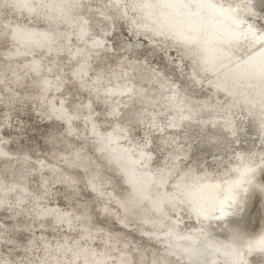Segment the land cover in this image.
<instances>
[{
  "label": "snow or ice",
  "instance_id": "snow-or-ice-1",
  "mask_svg": "<svg viewBox=\"0 0 264 264\" xmlns=\"http://www.w3.org/2000/svg\"><path fill=\"white\" fill-rule=\"evenodd\" d=\"M53 3V19L70 31L53 36L55 29L0 20V75L18 85L0 104L35 103L53 121L42 146L51 159L23 142L16 154L0 149V239L37 243L46 253L40 264H51L49 256L55 264H113L91 242L107 249L114 217L125 228L150 226L148 241L164 244L136 247L133 261L122 254L118 264H264V218L253 217L264 201V0L40 7ZM2 7L41 15L30 0ZM122 22L152 46L124 35ZM22 40L33 56L46 51L17 70ZM158 55L162 70L152 67ZM9 119L0 108V123ZM66 141L70 148L57 147ZM188 148L194 166L181 167ZM185 216L196 224L184 226Z\"/></svg>",
  "mask_w": 264,
  "mask_h": 264
},
{
  "label": "clouds",
  "instance_id": "clouds-1",
  "mask_svg": "<svg viewBox=\"0 0 264 264\" xmlns=\"http://www.w3.org/2000/svg\"><path fill=\"white\" fill-rule=\"evenodd\" d=\"M46 2H49V0H46ZM4 0H0V20L3 19L4 17V10H3V5ZM41 0H30V6L35 7L37 11L41 12L42 10H46L48 13L51 15H55L56 12V6L53 3L51 7L47 8H41L40 7ZM15 10H19L21 12L23 11H28L30 14L34 13L29 11L27 7H20V8H11ZM16 23L17 21L8 19ZM7 22V21H5ZM20 24V23H19ZM20 48L23 49L21 50L22 52L25 53V55H22L19 58V65L14 64L13 67L17 68V70H20V66H22L24 63H27L31 59H35L36 56H33L31 54V50H29L27 44L25 41L20 42ZM31 57V59H29ZM3 70L0 69V72ZM24 84H27V81L23 82ZM0 87L3 88V91H0V98H3L7 96L10 92V90H15L17 89V81L16 77L12 76L11 73H8V79L5 81L3 78V75H0ZM20 93H17V96H19ZM0 108H3L4 114H7L10 119L6 123H0V140L5 141L6 143L0 144V149L6 150L7 146L13 143L19 144L20 141H28L29 135L31 132H35L37 128L40 127L41 123L43 121H48V122H53L50 119H44L41 118V108L38 107L35 103L32 104V107L29 109L27 105H23L17 108L15 104H0ZM10 108H16L17 111L19 112L20 115L14 116V113L10 112ZM14 118H11L13 117ZM22 116H26L29 119H31V123H29L28 119H21ZM53 124V123H52ZM5 133H8L6 135ZM42 139L45 140L46 144V136L42 137ZM59 148V144L57 145ZM59 166H63L62 161H56ZM99 163V161H97ZM16 194H9L10 198ZM0 211H3V208H0ZM40 232L39 230H37ZM50 231V230H47ZM47 231H45L43 234L47 236ZM63 233H60L59 236H63ZM28 236L31 237L32 234L28 233ZM36 236V239H39V236ZM53 239L49 240H54L55 237L52 236ZM95 245H100V251H105L107 250L112 257H114L113 264H118L119 259L122 254H125L127 259L129 261H133L135 259V249L136 246H133L132 244H128V247H125L124 243L123 244H113L112 242H107V249L105 248L106 242L103 240H95L93 241ZM161 244L162 250L164 248L163 242H157ZM54 251V250H53ZM99 252V251H98ZM46 253H44L39 245L35 242L29 243L24 242L21 244L19 241H17L15 238L10 239V240H4L0 239V264H40V260L43 256H45ZM49 260L51 261V264H55V261H52L51 256L48 257ZM61 264H67V258H64L61 261Z\"/></svg>",
  "mask_w": 264,
  "mask_h": 264
},
{
  "label": "bare ground",
  "instance_id": "bare-ground-1",
  "mask_svg": "<svg viewBox=\"0 0 264 264\" xmlns=\"http://www.w3.org/2000/svg\"><path fill=\"white\" fill-rule=\"evenodd\" d=\"M41 15L39 16V18H37L35 13L30 14L28 11H19V10H15V9H8L7 12L4 11V16L6 15L8 19H12L17 21L18 23H20L22 26L27 27L28 29H31L32 31L35 32H44V31H51L53 29H55V32L53 33V36H55L56 33H62L64 31H70L71 30V26L65 22L53 19V15H51L50 13H48L46 10H42ZM41 23V24H40ZM123 24H126V28H127V35L131 36V40L133 42L135 41H141V40H145L146 43L149 44V46L151 47V42L147 40L146 37L144 36H138L136 35L131 28L129 27V25L126 22H122ZM23 50V49H21ZM140 51V49H138ZM35 51L38 53V55H36L35 59H39L40 55L39 53H43L46 50L44 49H35ZM55 55V54H53ZM29 59H31V57H29ZM162 70V69H161ZM205 87L208 88L207 84H205ZM207 97H200V99H206ZM218 98H222V97H218ZM71 147V141H66L65 145H59L60 147ZM127 146V145H126ZM6 150L11 151L9 148V145L7 146ZM13 154H16V152L12 151ZM64 155H67V153H64ZM183 155V153H182ZM193 156V148H188L187 149V156L184 160L182 161H178L177 163L183 167L184 165H189V166H194L191 164V158ZM44 157H48L49 159H51V153L47 152V154L45 156H42L41 158ZM35 159V158H33ZM93 160H95V157H92ZM55 162V161H54ZM115 167V165H108L109 170L113 169ZM69 172H71L72 174H76V173H80L81 175H83V169H69ZM33 186H34V182H33ZM259 206H260V212H261V218H264V201L259 202ZM110 222H113L115 224H117L119 226L120 229L122 230H129L130 228L132 230H135L138 234H140L141 236L147 238V236H145L144 233V229L147 227H150L148 225H145L143 228L139 226V228H133L134 225H129L128 227H123V225H121L120 223H118L116 221V219L110 218ZM191 222L193 223L191 226H194L196 224L195 221V217H193L191 219ZM137 229V230H136ZM37 236H40L41 233L37 232L36 233ZM114 240L112 241L113 244H123L125 240H127L128 243L131 244V242L128 240L127 237H125L123 234H121V232H113L112 233ZM49 239H53L52 236L48 237ZM148 239V238H147ZM119 240V243H117L116 241ZM157 243L155 240H153V243ZM91 243L94 244V242L92 241ZM135 246V245H133ZM136 247H138L136 245ZM97 251H100V248L96 249Z\"/></svg>",
  "mask_w": 264,
  "mask_h": 264
},
{
  "label": "rangeland",
  "instance_id": "rangeland-1",
  "mask_svg": "<svg viewBox=\"0 0 264 264\" xmlns=\"http://www.w3.org/2000/svg\"><path fill=\"white\" fill-rule=\"evenodd\" d=\"M126 26H127L126 24H123L124 35L131 37L130 35H127L128 31H127ZM141 41H143L147 47H150L149 44L145 42V40H141ZM142 50L143 49L141 48L140 51H142ZM173 54H174V52L168 53L169 56L173 55ZM163 66L164 65H163L159 55L156 57H152V67L153 68L163 69ZM205 90H207L206 87H205ZM201 97H205V96L201 95ZM18 115H20V114H18ZM21 119H28L29 123H31V119H29L26 116H22ZM52 123L53 122L43 121L41 123L40 127L37 128V130L35 132L30 133L28 141L22 140L19 142V144H17V143L10 144L9 145L10 150L16 152V150L20 147L21 142H23L25 145H28L29 147L34 148L36 156H40V157L45 156L48 151H46L45 148L42 147L43 145H45V140L42 139V137L46 136L47 133L51 130ZM201 147H203V146H201ZM33 158H35V157H33ZM192 159H193V156L190 160H192ZM208 159L211 160V157H208ZM255 209H256V211H253L254 219H256L258 216L261 217L259 202L256 203ZM184 221H185L184 226H191L193 224L191 222V220H189L187 218V216H185ZM111 223L115 227V232H121V234H123L125 237L128 238V240L131 242L132 245H135V246L137 245L138 247H143V246H149L150 247V244L153 243V241L149 242L147 238L141 236L140 234H138L135 230H132L131 228L129 230H122L119 228V226L117 224H115L113 222H111ZM133 228H139V225H134ZM140 228H141V226H140ZM25 235L28 236V233H25ZM48 237H50V235ZM25 242H27V241H25ZM156 244L162 250L163 246L159 243H156ZM150 250H152V249L150 248Z\"/></svg>",
  "mask_w": 264,
  "mask_h": 264
}]
</instances>
